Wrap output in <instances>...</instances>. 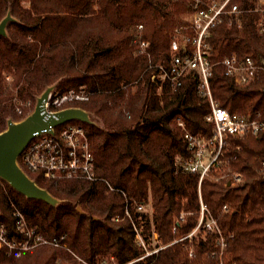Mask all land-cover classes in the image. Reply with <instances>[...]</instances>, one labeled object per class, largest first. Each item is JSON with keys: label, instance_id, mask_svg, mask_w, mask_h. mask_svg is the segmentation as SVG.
I'll return each instance as SVG.
<instances>
[{"label": "trees", "instance_id": "16d2710c", "mask_svg": "<svg viewBox=\"0 0 264 264\" xmlns=\"http://www.w3.org/2000/svg\"><path fill=\"white\" fill-rule=\"evenodd\" d=\"M233 2L242 10L253 8V0ZM190 11L189 0H0V21L12 17L0 36V133L7 120L28 117L46 88L54 86L59 96L82 91L87 101L67 102L63 108H80L93 120L79 122L99 178L53 183L23 169L56 205L27 199L2 181L0 222L7 234H15L18 211L38 235L63 237L67 249L37 246L17 259L1 249L0 264H78L72 253L89 264L109 258L115 264H217L213 233L200 230L174 243L196 226L200 198L221 231L228 261L264 264V131L228 138L211 178L199 182L198 173L178 166L189 153L177 124L182 122L190 134L212 137L206 122L209 101L199 91L197 75L190 72L174 89L163 83L160 92L151 82L154 66L169 65L174 32L191 33L183 31ZM257 18L244 14L231 27L223 21L211 29L210 62L232 53L264 61V30L256 31ZM138 39L148 42L150 62L137 54ZM214 68L211 98L231 114L264 121V75L237 86ZM225 169L239 175L241 183L223 181ZM104 182L125 192L131 203H150L151 218L133 213L132 207L130 212L137 224L143 220L144 234L157 233L159 244L149 248L161 250L138 260L144 250L134 241L131 223L112 221L123 217L125 200Z\"/></svg>", "mask_w": 264, "mask_h": 264}, {"label": "built area", "instance_id": "2783aa9c", "mask_svg": "<svg viewBox=\"0 0 264 264\" xmlns=\"http://www.w3.org/2000/svg\"><path fill=\"white\" fill-rule=\"evenodd\" d=\"M188 1V0H187ZM191 11L189 13V25L183 31L190 30L189 35L177 32L180 36L174 37L169 46L170 62L167 68L163 65L154 66V72L151 75V82L158 86V91L162 89L163 83H168L172 88H178L190 72H195L198 79L199 91L202 96L209 101L210 111L206 116V122L212 125V137L206 139L201 135L190 134L185 130L184 124L178 122L183 140L186 143V150L189 157L182 159L178 166L189 174L198 173L199 182L208 177L213 168L219 165V156L222 147L228 138L240 139L245 135L256 136L264 131V121L259 117L253 118L249 115H238L229 113L225 108H221L216 101L211 98L209 79L211 78L214 67L221 68V75L225 76L237 86H248L254 83L258 77L264 75V61L257 62L250 56H237L232 53L224 56L218 63L210 62V46L208 44V35L210 30L220 25L223 21L227 27L237 24L244 14L258 15L255 22L256 31L262 33L264 30V0H253V8L242 10L240 3H234L233 0H189ZM143 26L140 24L136 27V32L141 33ZM137 54L146 55L150 62V55L147 53L148 42L138 39ZM149 68H152L150 66ZM9 83L10 78L6 77ZM88 100L82 91L77 93L68 92L61 96L55 94L53 90L49 93L46 100V109L48 112L62 111L63 104L67 102H84ZM17 112L20 113L17 108ZM52 128L51 132H42L34 135L30 142L20 152L16 163L21 171L41 174L43 180L53 183L64 180H85L96 182L99 180L95 175L94 158L91 152L90 143L85 136L84 130L80 124H67L62 129ZM24 172V171H23ZM25 173V172H24ZM26 174V173H25ZM223 178V177H221ZM239 175L232 174L228 181L232 185L240 183ZM108 191L119 192L125 200L123 217L113 216L112 221L121 222L124 219L131 223L136 245L144 250L141 260L148 255L155 254L162 248L151 250L149 245L158 244V235L151 231L152 235L148 236L142 232L143 220L139 218L140 224L135 222L130 212L141 215L145 212V207L150 203H131L127 199L125 192L111 187L107 182ZM200 198V197H199ZM151 207V206H150ZM226 207L223 211L226 212ZM199 219L193 231L186 237L174 241L179 242L182 239H191L203 230L206 233L215 234V253L217 264H236L228 261L227 246L225 240L218 228L215 219L209 214L206 206L200 198ZM151 215V214H150ZM146 212H145V215ZM15 234L8 235L5 226L0 222V250L3 249L8 256L13 258L20 257L23 253L33 250L37 246H53L66 250L65 245L61 244L63 237L60 239H45L31 228L20 212L14 214ZM152 215L150 216V218ZM184 214L181 213L177 219L183 220ZM73 258L78 264H89L81 259L75 253ZM191 257V253H189ZM98 264H115L112 258L104 259Z\"/></svg>", "mask_w": 264, "mask_h": 264}, {"label": "water", "instance_id": "95a60500", "mask_svg": "<svg viewBox=\"0 0 264 264\" xmlns=\"http://www.w3.org/2000/svg\"><path fill=\"white\" fill-rule=\"evenodd\" d=\"M11 20L12 17L7 15L0 21V36L6 35V24ZM52 90L51 87L46 88L36 100L35 108L28 117L19 122L8 121L7 129L0 133V179L25 198L39 200L47 205H56L58 202L20 170L16 163L20 152L34 135L46 131L51 132L52 128L71 121L90 123L87 113L80 108H65L59 112H48L45 104Z\"/></svg>", "mask_w": 264, "mask_h": 264}, {"label": "rangeland", "instance_id": "374dc122", "mask_svg": "<svg viewBox=\"0 0 264 264\" xmlns=\"http://www.w3.org/2000/svg\"><path fill=\"white\" fill-rule=\"evenodd\" d=\"M23 6L27 8V7L29 6L28 1L25 2V3H23ZM185 18H187V19H185ZM184 19L187 20V21H189V16L184 17ZM178 36H180V35H179L177 32H174V34H173V38H174V37H178ZM173 38H172V39H173ZM178 38H179V37H178ZM51 88L53 89V92H54V90H55V89H54V86H52ZM54 93H55V92H54ZM55 94H56V93H55ZM35 104H36V103H35ZM34 106H35V105H34ZM34 108H35V107H34ZM33 110H34V109H33ZM33 110H32V112H33ZM32 112H31V113H32ZM87 115H88V119L90 120V123L93 124V120H91L89 114H87ZM8 121L13 122L11 119H10V120H7V122H8ZM14 122H16V121H14ZM69 123H72V124L74 123V124H77V125H78V124L81 125V123H80L79 121H78V122H77V121H72V122H69ZM67 124H68V123H64V124H62L61 126H58V128H57L56 131H58V129H62V128L65 127ZM6 129H7V127H6ZM216 172H217V174L219 173L218 170H216ZM227 173H228V171L225 169V171L223 172V175L221 176V177H223V178H222L223 181L228 180L229 177H231V175H232L231 173H229V174H227ZM219 174H220V173H219ZM31 176L34 177L33 175H31ZM207 178L209 179V178H211V176L209 175ZM2 181H3V180L0 179V185H1ZM240 183H241V182H240ZM240 183H238V184H240ZM56 201H57V200H56ZM145 212H146V215L150 218V216H151L150 214H152V209H151V207H150V206H146V207H145ZM145 212H143V214H141V215H145ZM195 236H196V235H195ZM158 244H159V242H158ZM63 264H68V263H64V262H63Z\"/></svg>", "mask_w": 264, "mask_h": 264}]
</instances>
